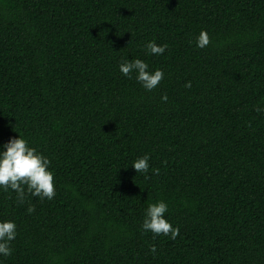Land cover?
<instances>
[{"label": "trees", "instance_id": "16d2710c", "mask_svg": "<svg viewBox=\"0 0 264 264\" xmlns=\"http://www.w3.org/2000/svg\"><path fill=\"white\" fill-rule=\"evenodd\" d=\"M136 58L151 92L119 71ZM18 134L56 196L0 191L2 264H264V0H0V145ZM160 200L175 239L141 229Z\"/></svg>", "mask_w": 264, "mask_h": 264}, {"label": "clouds", "instance_id": "9594fccd", "mask_svg": "<svg viewBox=\"0 0 264 264\" xmlns=\"http://www.w3.org/2000/svg\"><path fill=\"white\" fill-rule=\"evenodd\" d=\"M210 42L207 31L202 30L196 37L195 44L196 47L204 49ZM167 48L166 44L158 45L155 40L145 45L147 54L154 56L163 55ZM118 67L122 76L128 79L134 76L136 82L147 92L156 89L165 77L162 69L150 70L149 64L139 58L123 59ZM185 87L190 88L191 82L186 83ZM161 99L167 102L168 98L162 96ZM150 159L148 154H144L132 161L131 168L134 169L136 175L142 174L147 177L151 169ZM152 171L158 170L153 169ZM0 191L14 192L19 204H24L29 196L39 198L41 201H50L56 196V180L51 160L32 146L23 135L18 134V138L12 137L0 145ZM27 212L32 214L35 208L29 206ZM167 212L168 204L163 200L148 204L141 225L142 231L151 232L154 238L170 236L175 239L179 234V228L174 227L166 218ZM17 235L18 226L14 220H0V257L12 255V242ZM150 251L153 254L157 252L155 245L150 248Z\"/></svg>", "mask_w": 264, "mask_h": 264}]
</instances>
